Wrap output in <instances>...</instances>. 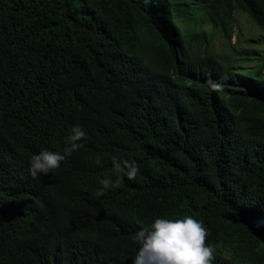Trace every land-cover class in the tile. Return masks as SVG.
<instances>
[{"label":"trees","instance_id":"trees-1","mask_svg":"<svg viewBox=\"0 0 264 264\" xmlns=\"http://www.w3.org/2000/svg\"><path fill=\"white\" fill-rule=\"evenodd\" d=\"M241 13L264 33V0H0V264H133L185 216L212 264H264V49L252 71L213 51ZM113 158L137 176L97 197Z\"/></svg>","mask_w":264,"mask_h":264},{"label":"clouds","instance_id":"clouds-1","mask_svg":"<svg viewBox=\"0 0 264 264\" xmlns=\"http://www.w3.org/2000/svg\"><path fill=\"white\" fill-rule=\"evenodd\" d=\"M213 87L220 86L214 84ZM85 139L86 132L79 125L72 127L63 154L43 149L31 157L29 174L37 178L59 169L62 161L84 147L81 141ZM97 163H100L99 159ZM112 163L116 179H101L102 189L96 192L97 197L105 195L109 188L119 187L124 176L128 180L135 179L139 171L135 161L113 158ZM207 237L208 230L203 223L191 216L175 220L157 218L150 228H143L132 237L133 243L140 245L133 264H212L215 257L213 248L207 244Z\"/></svg>","mask_w":264,"mask_h":264},{"label":"rangeland","instance_id":"rangeland-1","mask_svg":"<svg viewBox=\"0 0 264 264\" xmlns=\"http://www.w3.org/2000/svg\"><path fill=\"white\" fill-rule=\"evenodd\" d=\"M182 29L187 28L186 23L180 21ZM202 29L198 28V30ZM264 33L260 30L259 26L250 19L246 14L237 15V26L232 36L231 41L219 39L215 42L213 51L230 60L239 61L243 71H252L258 69L261 65L259 60L260 51L263 47L257 45L256 39ZM187 35H192L191 28L186 32ZM264 75V70L262 71Z\"/></svg>","mask_w":264,"mask_h":264}]
</instances>
